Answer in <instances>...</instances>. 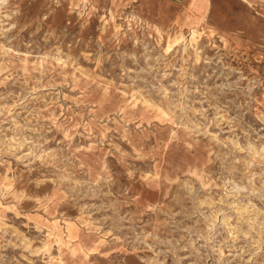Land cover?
Here are the masks:
<instances>
[{
  "label": "rangeland",
  "instance_id": "374dc122",
  "mask_svg": "<svg viewBox=\"0 0 264 264\" xmlns=\"http://www.w3.org/2000/svg\"><path fill=\"white\" fill-rule=\"evenodd\" d=\"M0 264H264V0H0Z\"/></svg>",
  "mask_w": 264,
  "mask_h": 264
},
{
  "label": "bare ground",
  "instance_id": "6f19581e",
  "mask_svg": "<svg viewBox=\"0 0 264 264\" xmlns=\"http://www.w3.org/2000/svg\"><path fill=\"white\" fill-rule=\"evenodd\" d=\"M193 33L195 34L196 32L193 30Z\"/></svg>",
  "mask_w": 264,
  "mask_h": 264
}]
</instances>
